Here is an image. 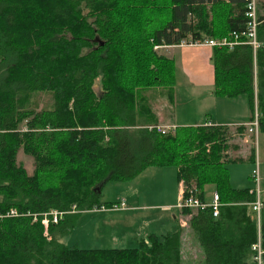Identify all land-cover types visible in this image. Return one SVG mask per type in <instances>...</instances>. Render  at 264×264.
Wrapping results in <instances>:
<instances>
[{"label":"trees","instance_id":"trees-1","mask_svg":"<svg viewBox=\"0 0 264 264\" xmlns=\"http://www.w3.org/2000/svg\"><path fill=\"white\" fill-rule=\"evenodd\" d=\"M245 13L246 0H0V264H181L180 227L133 248L60 241L82 212L117 205L100 201L105 183L166 166L176 167L185 195L194 188L204 201L206 184L218 194L216 217L210 208L179 209L202 264H259L252 246L259 238L264 249V201L258 226L254 190L232 187L228 171L242 161L228 151L245 126L146 128L159 122L147 94L166 93L170 104L176 79L173 59L154 46L231 39L245 31ZM256 13L258 47L213 46L210 60L214 95L245 96L264 138V0ZM39 92L51 94L50 108L30 106ZM19 150L33 159L31 175L16 163ZM11 209L17 215L5 216ZM51 210L66 213L45 231Z\"/></svg>","mask_w":264,"mask_h":264},{"label":"rangeland","instance_id":"rangeland-1","mask_svg":"<svg viewBox=\"0 0 264 264\" xmlns=\"http://www.w3.org/2000/svg\"><path fill=\"white\" fill-rule=\"evenodd\" d=\"M221 39H226V37H223ZM203 42L204 41L198 44L197 42L182 41L176 46H206L202 44ZM169 46L171 45L154 46L153 50L168 59H172L170 58V53L167 51V48ZM175 75V85H184L183 77L177 72L175 73ZM99 86L100 84L97 80L94 85V90L96 92H98ZM178 94H183V96L180 97V95H178V101H176L177 103L174 108L175 115L183 116V120L187 122L194 121L197 117L199 118V111L202 107L199 105V103H201L200 100L196 96L185 94L184 91L178 90ZM147 96L151 106H153L156 112H158L159 120H163V122H166L167 117L163 115L161 111H159L161 103L163 106L167 103L166 93L160 95L158 92H149ZM240 99L241 103L243 101V103L245 104L246 109V106L248 107L246 97L242 95ZM206 103L207 105L209 104L212 109L203 112V114L201 115L202 122L209 121L210 119H213L215 115L217 116L218 114L225 112V109H223L219 105H215L214 103L210 102ZM29 104L31 107L38 110L48 109L52 105L51 94L46 92L35 93L30 97ZM202 105L204 104L202 103ZM242 106L243 105H241V107ZM232 107L233 109H230L233 110L232 114H229L227 112L229 116L235 115L234 110L239 106L236 107L234 104H232ZM255 114H257L256 110L254 111V115ZM253 119L251 121H248V123L244 125L245 135L243 136V139H241L236 134L235 137L230 141V150L228 151L230 157L238 158L240 156H245V158L241 162L228 165V169L231 175L230 184L232 186H235L236 188H251L254 190L256 198H258L260 201H264V138L259 134L258 128L255 133L256 136L248 131L250 123L253 121ZM148 126H146V128H148ZM236 127L237 126H232L229 128L232 132H234ZM241 147L251 148H249V151H247V153L245 154L246 151H240ZM252 148L255 151V161L253 163L248 160V156ZM16 163L18 165H21L28 175H31L33 173V159L30 156L24 154L22 150H19L17 152ZM256 165L258 170V184L255 183L254 178L251 175L252 171L248 170V168H252V170H254L256 168ZM176 187L177 184L175 166L149 167L130 181H108L107 183H105L101 189L100 201L102 203L117 202V205L127 207L130 206V204L122 202V199L124 197L127 196L132 199L138 197V205H131L145 206L143 210L135 212V214L140 217V223L145 227V230H148V233L153 232L156 235L161 236L166 234L167 232H175L178 230L179 225L177 221L180 215L179 209L176 207L177 202H174V206L172 207V209L170 208V206H166L165 208L156 207L161 204L169 203L170 189H175V191H173L176 193ZM256 191L258 192V194ZM214 192V186L212 184H206L203 187L204 201L211 202ZM95 210L97 209L82 212L72 231L64 236L60 241L68 247H76L80 249L132 248L136 246L135 241L130 239L127 243H123L122 245L111 244L108 241V238L101 240L104 235V231L102 230L103 220L99 218V216L101 215L100 213L93 212ZM173 216L176 218H173ZM180 231L181 264H202L204 260V254L195 237L194 232L188 225H186L184 228H181Z\"/></svg>","mask_w":264,"mask_h":264},{"label":"crops","instance_id":"crops-1","mask_svg":"<svg viewBox=\"0 0 264 264\" xmlns=\"http://www.w3.org/2000/svg\"><path fill=\"white\" fill-rule=\"evenodd\" d=\"M168 52L170 53V58L174 60L176 72L179 73L184 79V85H174V94H173V101L169 104L162 105L159 109L167 117L166 122L163 120H159L157 125H173L175 127L179 126H201V125H226L228 127L232 126H239L245 125L249 121V109L245 104L241 103V96L235 98H222L214 95L213 91V68L211 64V47L210 46H176L171 45L167 48ZM187 84V85H185ZM178 90L184 91L187 95L196 96L201 103L200 106V117L196 118L194 121L187 122L183 120V116L175 115L174 108L176 106V101H178ZM183 94L180 95L182 97ZM206 102L214 103L215 105H219L225 112L215 115L213 119L209 121H203L201 115L205 111H209L212 109L209 104L207 105ZM233 102V103H232ZM202 103L204 105H202ZM232 104L237 107L234 110L235 115L229 116L232 114L233 109ZM241 105H243L241 107ZM225 106V107H224ZM215 108V107H214ZM227 112L229 114H227ZM158 113V112H157ZM159 116V115H158ZM164 116V117H165ZM177 116V117H176ZM176 117V118H175ZM244 133L239 136L243 139ZM241 146V145H240ZM251 147H241L240 151L247 153L248 149ZM240 155V152H239ZM241 160L245 158L239 157ZM146 170V169H145ZM249 171H252V168H248ZM229 171V169H228ZM141 174V173H140ZM230 183H231V175L229 172ZM176 193L174 192L175 189H170V202L166 204H161L156 207L165 208L166 206L172 207L174 206V202H178V198L180 192L182 191V184L176 181ZM232 186V185H231ZM236 188L235 186H232ZM246 187V186H245ZM174 190V191H173ZM137 199H132L130 197H124L122 200L123 203H128L130 206L123 207L122 205L119 206L117 209L113 208H102L97 209L93 212L100 213V219L103 220L102 222V230L104 231V235L101 240L105 238L109 239L108 241L111 244L122 245L123 243H127L128 240H133L137 244V241L141 238H145L149 234H155L153 232H147L145 227L140 223V217L135 214L136 211H141L145 208V206H132L131 204H137ZM117 203V202H113ZM177 205V204H176ZM138 207V208H137ZM91 211V210H90ZM178 218V228H184L187 224V220L180 214ZM173 218H176L173 216ZM143 227V228H141ZM168 233V232H167ZM156 235V234H155ZM107 236V237H106ZM116 247H124V246H116ZM133 248V247H132ZM80 249V248H79ZM95 249H109V248H95ZM124 249V248H119Z\"/></svg>","mask_w":264,"mask_h":264},{"label":"built area","instance_id":"built-area-1","mask_svg":"<svg viewBox=\"0 0 264 264\" xmlns=\"http://www.w3.org/2000/svg\"><path fill=\"white\" fill-rule=\"evenodd\" d=\"M256 9H257V0H246L245 15L247 17V25H246L245 31L242 32L240 35L233 33L231 39H228V38L221 39V40L210 39V40L204 41L202 44L206 46H210V47L227 46L230 49L234 45H237V44H249L250 46H252V49L255 50L259 45L256 40V26L258 24ZM241 36L245 37L246 40L241 41L240 39ZM197 43L199 44L200 42H197ZM257 128H258L257 114H255L253 121L250 123L248 131L255 135ZM148 129L150 130L155 129L157 132L161 134H165V133L173 131L175 129V126L173 125H164V126L163 125H149ZM251 175L254 178L255 183L258 184L257 165H256V168L252 170ZM220 206H221V203L219 202V197L216 192L213 193L211 202H205V201H200V199L196 195V190L194 188L188 190L186 195L184 193V189L182 188V191L180 192L178 202L176 205L178 209H181V208H200V209L210 208L213 217H216L218 215V209ZM102 208L103 207H101L100 209ZM117 208H119V205H115L113 207V209H117ZM260 209H261V201L258 198H256V200L252 203V210L254 211V215H255L258 226L260 222ZM69 212L70 213L75 212V207L72 206ZM64 213L66 212H60L56 210H51L47 213H44L41 223L43 224L45 231L47 229L49 222L56 223L59 217H61ZM16 215H17V212L14 209H11L5 216H16ZM1 217L2 216L0 215V218ZM252 248L257 251V256L255 257V259L260 264L261 256L264 254V249L260 245L259 238L257 240V243L254 244Z\"/></svg>","mask_w":264,"mask_h":264},{"label":"bare ground","instance_id":"bare-ground-1","mask_svg":"<svg viewBox=\"0 0 264 264\" xmlns=\"http://www.w3.org/2000/svg\"><path fill=\"white\" fill-rule=\"evenodd\" d=\"M240 33V32H239Z\"/></svg>","mask_w":264,"mask_h":264}]
</instances>
